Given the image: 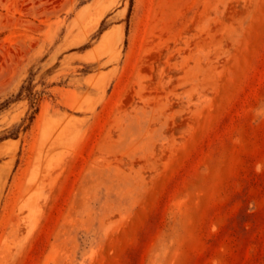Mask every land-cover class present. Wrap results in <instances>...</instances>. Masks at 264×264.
I'll return each instance as SVG.
<instances>
[{
	"label": "rangeland",
	"instance_id": "1",
	"mask_svg": "<svg viewBox=\"0 0 264 264\" xmlns=\"http://www.w3.org/2000/svg\"><path fill=\"white\" fill-rule=\"evenodd\" d=\"M0 264H264V0H0Z\"/></svg>",
	"mask_w": 264,
	"mask_h": 264
}]
</instances>
